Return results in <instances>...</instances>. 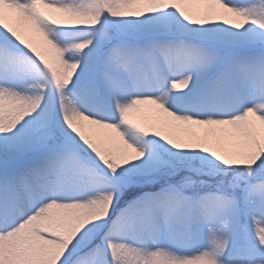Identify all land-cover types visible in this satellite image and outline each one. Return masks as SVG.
<instances>
[{
    "label": "snow or ice",
    "instance_id": "obj_1",
    "mask_svg": "<svg viewBox=\"0 0 264 264\" xmlns=\"http://www.w3.org/2000/svg\"><path fill=\"white\" fill-rule=\"evenodd\" d=\"M0 264H264V0H0Z\"/></svg>",
    "mask_w": 264,
    "mask_h": 264
},
{
    "label": "bare ground",
    "instance_id": "obj_2",
    "mask_svg": "<svg viewBox=\"0 0 264 264\" xmlns=\"http://www.w3.org/2000/svg\"><path fill=\"white\" fill-rule=\"evenodd\" d=\"M181 6L185 7L186 10H189L191 12H195L199 9H203L204 7H206V5L196 4V3L184 4ZM163 118H164L163 114L160 112L158 108H156V106L143 105V106H140V111L137 112V116L134 119L138 123H141L143 125H148V124L154 123L157 120L163 119ZM189 127L193 131H195L197 134H200V135H203L205 132V129H203L201 126H184V125H179V124H177V126L172 129H165V131L167 132V134L171 135L173 138H179L181 136H185L188 134L187 129Z\"/></svg>",
    "mask_w": 264,
    "mask_h": 264
},
{
    "label": "rangeland",
    "instance_id": "obj_3",
    "mask_svg": "<svg viewBox=\"0 0 264 264\" xmlns=\"http://www.w3.org/2000/svg\"><path fill=\"white\" fill-rule=\"evenodd\" d=\"M136 116H137V113L134 114L133 118H136ZM112 147H115V145H112Z\"/></svg>",
    "mask_w": 264,
    "mask_h": 264
}]
</instances>
